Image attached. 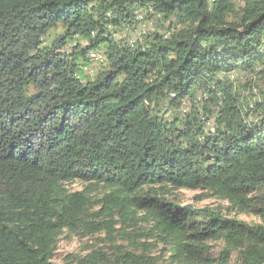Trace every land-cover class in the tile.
Listing matches in <instances>:
<instances>
[{"label": "trees", "instance_id": "obj_1", "mask_svg": "<svg viewBox=\"0 0 264 264\" xmlns=\"http://www.w3.org/2000/svg\"><path fill=\"white\" fill-rule=\"evenodd\" d=\"M64 234L102 244L65 264L264 262V0H0V264Z\"/></svg>", "mask_w": 264, "mask_h": 264}, {"label": "rangeland", "instance_id": "obj_2", "mask_svg": "<svg viewBox=\"0 0 264 264\" xmlns=\"http://www.w3.org/2000/svg\"><path fill=\"white\" fill-rule=\"evenodd\" d=\"M149 22V23H148ZM151 22V23H150ZM148 27L151 28L152 21L148 20ZM168 23L166 22V25ZM144 27L147 28L146 24H140L138 27H132V29L128 30V33L131 32V35L135 38H137L140 35V29ZM154 27V26H153ZM127 31L123 30L121 32V35L123 36ZM130 34V33H129ZM99 53V52H98ZM92 63V62H91ZM90 62L86 64L87 71H84V74H88L89 72H93L97 65L94 66L91 65ZM95 67V68H93ZM102 68V67H101ZM100 68L98 67L93 73L94 75L96 72H98ZM90 70V71H89ZM84 184L80 181H75L72 184L69 185V187L73 190L82 189ZM176 196L178 197L179 201H181L183 204H193L197 207H203V206H216L220 207L222 211L229 217H235L240 220L246 221L248 223H261L262 220L255 215L251 214H238L235 212H229L227 209V203L216 199L214 197H208L205 196L204 193L200 190H189V189H180L176 192ZM104 238V237H101ZM101 241L97 237H80V236H71L68 234H64L61 236V239L58 243L57 250L55 252V255L52 260V264H65L69 259H67V256L72 253L76 254H86L91 247L99 246L102 244H99ZM160 250H157L155 253L159 254Z\"/></svg>", "mask_w": 264, "mask_h": 264}, {"label": "bare ground", "instance_id": "obj_3", "mask_svg": "<svg viewBox=\"0 0 264 264\" xmlns=\"http://www.w3.org/2000/svg\"><path fill=\"white\" fill-rule=\"evenodd\" d=\"M142 13V12H141ZM145 14V13H144ZM142 16V15H141ZM141 16H139V18H141ZM144 16V15H143ZM145 33V28L144 27H142L141 29H140V35H143ZM146 34V33H145ZM139 35V36H140ZM138 36V37H139ZM91 58L92 59H94V61H99V62H101L102 60H103V56H102V54L101 53H98V52H92L91 53ZM90 71V70H89Z\"/></svg>", "mask_w": 264, "mask_h": 264}, {"label": "water", "instance_id": "obj_4", "mask_svg": "<svg viewBox=\"0 0 264 264\" xmlns=\"http://www.w3.org/2000/svg\"><path fill=\"white\" fill-rule=\"evenodd\" d=\"M261 264H264V262H262Z\"/></svg>", "mask_w": 264, "mask_h": 264}, {"label": "built area", "instance_id": "obj_5", "mask_svg": "<svg viewBox=\"0 0 264 264\" xmlns=\"http://www.w3.org/2000/svg\"><path fill=\"white\" fill-rule=\"evenodd\" d=\"M89 73H93V72H89Z\"/></svg>", "mask_w": 264, "mask_h": 264}]
</instances>
